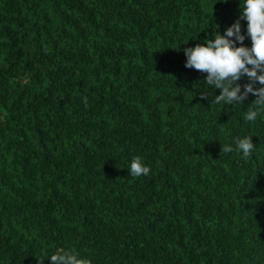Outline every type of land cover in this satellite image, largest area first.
I'll return each mask as SVG.
<instances>
[{
    "label": "trees",
    "instance_id": "obj_1",
    "mask_svg": "<svg viewBox=\"0 0 264 264\" xmlns=\"http://www.w3.org/2000/svg\"><path fill=\"white\" fill-rule=\"evenodd\" d=\"M243 4L0 0V264H264V110L185 67L237 20L251 47Z\"/></svg>",
    "mask_w": 264,
    "mask_h": 264
},
{
    "label": "clouds",
    "instance_id": "obj_2",
    "mask_svg": "<svg viewBox=\"0 0 264 264\" xmlns=\"http://www.w3.org/2000/svg\"><path fill=\"white\" fill-rule=\"evenodd\" d=\"M241 19L247 21V35L251 39V47L243 46L245 36L241 34L240 21L230 26L224 35L218 32L214 39L206 40L205 44L184 49L187 57L185 67L207 73L206 84L220 89V94L211 100V104L226 105L241 104L249 93L257 98L252 102L254 107L247 109L244 119L255 122L258 111L264 110V87L254 88L255 83L264 85V0H244L241 9ZM235 37V40L230 39ZM241 46H236V42ZM246 75L250 83L241 86L234 84ZM202 99L206 98L204 94ZM252 137L238 139L235 149L230 145H222L221 151L230 153L234 150L249 157L254 149ZM129 174L133 177L147 175L150 168L144 166L139 157L130 163ZM51 264H90L89 261L79 258L77 254L63 251L50 256ZM42 264V261H41Z\"/></svg>",
    "mask_w": 264,
    "mask_h": 264
}]
</instances>
